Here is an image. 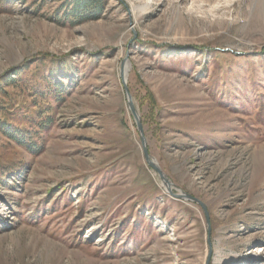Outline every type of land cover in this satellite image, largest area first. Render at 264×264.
<instances>
[{
    "label": "rangeland",
    "instance_id": "374dc122",
    "mask_svg": "<svg viewBox=\"0 0 264 264\" xmlns=\"http://www.w3.org/2000/svg\"><path fill=\"white\" fill-rule=\"evenodd\" d=\"M87 1L0 0V264H264V0Z\"/></svg>",
    "mask_w": 264,
    "mask_h": 264
},
{
    "label": "water",
    "instance_id": "95a60500",
    "mask_svg": "<svg viewBox=\"0 0 264 264\" xmlns=\"http://www.w3.org/2000/svg\"><path fill=\"white\" fill-rule=\"evenodd\" d=\"M125 61L122 62L121 64V70H120V75H121V79H122V83H123V87H124V91H125V94H126V97H127V104H128V107L136 121V124H137V128H138V131L140 133V137H141V142H142V147H143V152H144V156H145V159L148 163V165L150 167H152L154 170L157 171V173L159 174L160 178L162 179L163 183L166 185V187L171 190V182L167 179V177L164 175V173L161 171L160 167L157 165V163L150 158L149 154H148V151H147V147H146V144H145V139H144V136H143V133H142V125H141V121H140V117H139V114L137 113V110L133 104V101L131 99V96L128 92V89H127V85H126V77H125ZM174 196L176 197H181V198H185V199H191L193 201H196L198 203L201 204L202 207L203 204L201 202H199L197 199H195L194 197L186 194V193H178V194H174Z\"/></svg>",
    "mask_w": 264,
    "mask_h": 264
},
{
    "label": "trees",
    "instance_id": "16d2710c",
    "mask_svg": "<svg viewBox=\"0 0 264 264\" xmlns=\"http://www.w3.org/2000/svg\"><path fill=\"white\" fill-rule=\"evenodd\" d=\"M75 3L79 6V8H80L81 6H83L82 8H86V5L89 3V1H87V0H75ZM94 7L96 8V5H95ZM71 14H72V15H77V14H78L77 7H74V8L71 9ZM5 108H7V106L4 107V109H5ZM5 111H6V112H9L7 109H5ZM0 118H1V119H0V129H1V130H4V132H5L7 135H9V137L16 139L17 142L20 143L21 145L30 144L28 141L23 140L21 137H17L15 133L12 134L11 132H10V133L8 132V128H7V127H4L5 122L2 121V120H5V119H2V118H7V116H6L5 113H3V115H1ZM2 124H3V125H2ZM40 125H42V122L38 123L37 126L40 127ZM26 146H27V145H26Z\"/></svg>",
    "mask_w": 264,
    "mask_h": 264
},
{
    "label": "bare ground",
    "instance_id": "6f19581e",
    "mask_svg": "<svg viewBox=\"0 0 264 264\" xmlns=\"http://www.w3.org/2000/svg\"><path fill=\"white\" fill-rule=\"evenodd\" d=\"M125 67L127 68V65H125ZM124 67V69H125V77H126V71H127V69Z\"/></svg>",
    "mask_w": 264,
    "mask_h": 264
}]
</instances>
